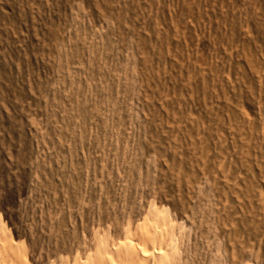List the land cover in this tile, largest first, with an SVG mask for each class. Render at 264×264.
I'll return each mask as SVG.
<instances>
[{"label":"rangeland","instance_id":"374dc122","mask_svg":"<svg viewBox=\"0 0 264 264\" xmlns=\"http://www.w3.org/2000/svg\"><path fill=\"white\" fill-rule=\"evenodd\" d=\"M152 212L264 264V0H0V237L85 264Z\"/></svg>","mask_w":264,"mask_h":264},{"label":"bare ground","instance_id":"6f19581e","mask_svg":"<svg viewBox=\"0 0 264 264\" xmlns=\"http://www.w3.org/2000/svg\"><path fill=\"white\" fill-rule=\"evenodd\" d=\"M173 229L167 214L152 212L133 235L129 234L113 250H99L94 260L85 264H172L179 259L174 260L177 257ZM0 264H28L26 255L5 232L0 237Z\"/></svg>","mask_w":264,"mask_h":264}]
</instances>
